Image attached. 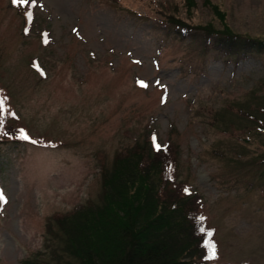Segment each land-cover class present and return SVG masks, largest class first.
Here are the masks:
<instances>
[{
  "label": "rangeland",
  "instance_id": "1",
  "mask_svg": "<svg viewBox=\"0 0 264 264\" xmlns=\"http://www.w3.org/2000/svg\"><path fill=\"white\" fill-rule=\"evenodd\" d=\"M224 26L264 42V0H0L10 125L59 144H0V264L70 260L68 226L49 220L95 202L101 170L146 134L176 148L178 181L216 229L214 263L264 264V131L236 108L264 104V53L205 46Z\"/></svg>",
  "mask_w": 264,
  "mask_h": 264
},
{
  "label": "trees",
  "instance_id": "2",
  "mask_svg": "<svg viewBox=\"0 0 264 264\" xmlns=\"http://www.w3.org/2000/svg\"><path fill=\"white\" fill-rule=\"evenodd\" d=\"M172 25L181 40L192 32L180 21ZM207 32L205 42L208 41V46L222 48L227 55L264 53L263 41L238 36L227 26ZM0 91L4 131L7 132V135H0V144L5 140L23 144L16 138L21 126L10 125L19 118L6 101V90L0 87ZM236 108L240 119L256 123L252 127L259 132L254 134H262L264 104L253 105L255 113L246 111L244 108L248 107L245 106ZM246 132L250 137L244 140L249 142L253 133ZM43 142L41 138L38 144L59 147L58 143ZM174 149L170 142L155 149L146 134L143 141L118 151L109 168L101 170L100 191L95 202L82 204L65 214H55L49 220L60 229L68 226L65 233L71 239L66 241L64 253L70 260L63 264H208L204 241L207 239L216 245L214 233L198 221L199 210L192 205L195 196L186 195L187 183L178 181ZM71 227L76 234L70 236ZM200 228L205 231L200 232ZM208 232L212 233L211 237ZM59 238L62 239V235ZM32 264L50 263L34 260Z\"/></svg>",
  "mask_w": 264,
  "mask_h": 264
},
{
  "label": "snow or ice",
  "instance_id": "3",
  "mask_svg": "<svg viewBox=\"0 0 264 264\" xmlns=\"http://www.w3.org/2000/svg\"><path fill=\"white\" fill-rule=\"evenodd\" d=\"M13 2H16V0H13ZM30 17H31V13H29V18ZM140 87H147V85L141 82ZM3 111H4L3 101L0 100V135H7V132L4 131V122H3V118H2L3 117ZM16 138L21 139V140H28L29 139L28 135L25 134V132L23 130H20L19 135ZM153 139L155 140V138H153ZM3 201H4V196H3V194H0V202H3ZM199 219L203 220V217H200ZM204 231H205L204 228H200V232L203 233ZM207 235H208V237H211L212 233L208 232ZM204 247L207 249V252H208L207 258L209 260H215L216 255H217L216 245L210 243L209 240L206 239L204 241Z\"/></svg>",
  "mask_w": 264,
  "mask_h": 264
}]
</instances>
